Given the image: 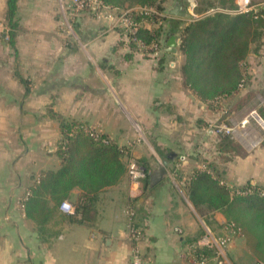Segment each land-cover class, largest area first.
Masks as SVG:
<instances>
[{"label":"crops","instance_id":"crops-1","mask_svg":"<svg viewBox=\"0 0 264 264\" xmlns=\"http://www.w3.org/2000/svg\"><path fill=\"white\" fill-rule=\"evenodd\" d=\"M13 1L10 10V0H0V264H130L132 225L142 231L148 264H192V251L204 245L201 218L216 213L218 223L227 221L223 212L203 213L192 203L194 173L209 166L232 189L264 187V137L255 122L223 144L207 129L242 123L240 102L264 91V62L251 61L257 57L251 53L247 86L203 100L186 83L180 44L176 53L166 51L170 36L181 39L189 20L168 10L178 1L186 6L184 0H163L160 49L132 48L122 33L123 10L98 0L71 18L70 32L61 0ZM62 121L108 136L142 161L147 174L141 196L131 198L126 172L100 191L83 220L57 206L41 232L23 201L44 172L61 167ZM82 194L75 188L67 201L75 204ZM240 235L233 264H264L256 233Z\"/></svg>","mask_w":264,"mask_h":264},{"label":"trees","instance_id":"trees-1","mask_svg":"<svg viewBox=\"0 0 264 264\" xmlns=\"http://www.w3.org/2000/svg\"><path fill=\"white\" fill-rule=\"evenodd\" d=\"M99 1L105 6L131 10L128 17L135 30L123 28L122 33L129 38L132 48L140 49L141 43L149 48L162 47L166 22L160 15L165 10L163 0ZM210 5L220 10L182 26L180 49L185 56L182 72L186 83L201 99L217 101L238 92L250 81L246 62L252 46L263 36L264 6L257 11L234 14L227 12L235 9L232 0H217ZM9 6L13 9V0ZM139 7H154L157 12L135 11ZM145 22L157 24L158 28L151 30L141 26ZM61 130V167L44 172L23 201L27 216L36 221L41 232L47 231L45 227L53 219L57 206L67 201L72 190L83 191L74 204L76 213L73 214H80L83 220L100 191L119 183L127 172L123 160L128 155L127 148L85 123L62 121ZM188 195L203 213L221 211L227 223L240 233H245V229L256 233L258 247L264 253L263 186L247 183L232 189L206 166L190 179ZM49 197L55 206L51 207ZM194 254L200 261L207 255L212 256L214 251L198 247Z\"/></svg>","mask_w":264,"mask_h":264},{"label":"rangeland","instance_id":"rangeland-1","mask_svg":"<svg viewBox=\"0 0 264 264\" xmlns=\"http://www.w3.org/2000/svg\"><path fill=\"white\" fill-rule=\"evenodd\" d=\"M194 1L197 3V7L194 9L193 12L197 15H202L206 11L212 9V7H214V5H210V3L211 2L214 3L217 0H184V3L189 8L190 12H191V8H192ZM261 1L262 0H254V3H259ZM232 3L235 4V1L232 0ZM122 10H123L122 13H124L126 11L127 12L131 11V10L126 9V8H124ZM154 10L156 11V9H154ZM135 11L144 12L145 10L140 9V7H139V8H136ZM162 13H160V15H162ZM194 20L195 19L192 20L189 18V20L186 22H191ZM143 24L144 23H142L141 26H143ZM131 31H133V30H131ZM252 54H255L257 57H255L254 55H251V57L253 56L252 58L254 59L251 61L260 62V63L264 62V32H263V36L259 39V41L256 43V45L254 44L252 46ZM246 64H247V68L249 66H251V62L248 61V59H247ZM247 84L248 83H246L245 86H247ZM258 87H260L259 84H257L256 88L259 89ZM240 104H241V106L239 108L244 111V116H245L244 119H246L247 116L251 115L250 121L255 122V125H257V127L255 129L256 130L258 129L260 131V133L262 132L263 135L260 134V136L263 139V137H264V115L262 112H264V91L260 90V93L257 96L255 93H249L240 102ZM239 124L238 125H232V124H227V125L225 124L224 125L223 123H215V124L208 126L207 129H210L211 131L216 132L215 135L217 137H219V136L221 137L222 140H220V142L223 144V140H225V137H230V136L233 137L236 130H238V131L242 130V127H244V125H242V123H239ZM227 128H232V131L227 133V130H226ZM246 133L248 134V131H246ZM250 137H251V135H250ZM227 141H228V139H227ZM263 144H264V140H262V143L260 144V146H262ZM241 145L238 142L234 143V147L237 149L238 152L242 150L241 147H243V145L242 146ZM245 148L243 147L244 151H245ZM131 155H132V153L128 152L127 158H129V159L135 158L141 164H143L142 161H140L137 157H133V155L131 157ZM175 177L177 180H179L178 176L174 175V178ZM197 213H198V215H200V217L203 216L198 211H197ZM215 215H216V213L208 214L209 217L207 218V220H204L203 217L201 218L203 224L205 225L206 230H203L202 234L200 235V238H202L200 240H202V243L204 242V245L201 246V244L197 243L198 247L199 248L208 247L209 249H212V251H214V254L212 256H210V257H208L209 255L205 256V257H207V258H205L206 263L209 262V264H217L220 261V257L218 254L220 252V250H218V248L221 247L223 249V251H225L226 261H228L229 264L230 263L233 264L232 257L236 253V251L234 249H236V246H239L240 244L242 245V239L237 240L239 238L237 236L240 235V232L235 233V230L231 231L230 228L227 227V221H219L220 223H218L216 218H215ZM205 222H206V224H205ZM224 238H227L229 240H227L226 243L223 245L221 243V240ZM235 240H236V243H234V247H232L231 244ZM209 241H211V242L208 243ZM235 244H236V246H235ZM193 255H195V254L192 251L191 256L193 257ZM194 258L196 259L195 256H194ZM194 262L195 261H192V264H196Z\"/></svg>","mask_w":264,"mask_h":264},{"label":"built area","instance_id":"built-area-1","mask_svg":"<svg viewBox=\"0 0 264 264\" xmlns=\"http://www.w3.org/2000/svg\"><path fill=\"white\" fill-rule=\"evenodd\" d=\"M99 1V0H98ZM235 1V9L227 11L234 14H242V13H249L251 11H257L259 8L264 6V0H262L259 3H254V0H234ZM62 2V8L64 15L66 17V25L69 30V32L72 29V21L74 16L78 15L83 9H85L88 6V0H61ZM100 2V1H99ZM101 3V2H100ZM102 4V3H101ZM259 6V7H258ZM261 6V7H260ZM197 7V3L194 1L192 8H191V17L190 19H199L203 16L212 14L217 12L220 9H210L203 13L202 15H197L193 11ZM140 9H144L146 13L148 12H156L154 7H143ZM129 12H124L122 14V18L124 20L126 29L135 30L134 27H132V21L128 17ZM133 30V31H134ZM143 45V43H141ZM153 48L155 47L158 49L157 45H153ZM251 116V115H250ZM250 116H247L246 119L242 121V125H246L250 121ZM227 133L232 131V128H227ZM147 170L146 167L141 164L137 159L131 158L128 159L127 163V175L131 181V188H130V196L131 198L135 199L142 195L143 193V182L146 178ZM29 192L27 193V195ZM60 208L70 214L76 213V206L68 201H65L61 204ZM227 227L230 228L231 231L235 230V233L240 232L238 228H236L234 225L227 223ZM130 235L133 240V248H132V254H131V262L130 264H148L146 261L144 254L142 253L140 243L143 238L141 229H138L136 226L132 225L130 226ZM229 240L227 238H224L221 240V243L224 245L226 241ZM209 241L208 243H210ZM218 245V244H217ZM220 250L219 257L220 261L217 264H229L228 261H226L225 258V251L221 247L218 248ZM195 255H193L194 258ZM195 263H205L206 260L203 258L202 260H196L194 258ZM262 264V263H258Z\"/></svg>","mask_w":264,"mask_h":264},{"label":"water","instance_id":"water-1","mask_svg":"<svg viewBox=\"0 0 264 264\" xmlns=\"http://www.w3.org/2000/svg\"><path fill=\"white\" fill-rule=\"evenodd\" d=\"M168 14L172 16H177V17H182V18H190L191 17V12L188 7H186L183 3L180 1L176 2L169 10ZM182 40L178 39L175 34L171 35L170 38L168 39L167 42V52L171 53H176L178 51V45L181 44ZM155 173L154 175H156ZM154 176H153V181H154Z\"/></svg>","mask_w":264,"mask_h":264}]
</instances>
